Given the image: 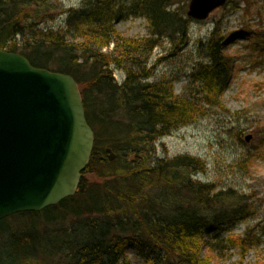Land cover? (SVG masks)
I'll list each match as a JSON object with an SVG mask.
<instances>
[{
	"label": "trees",
	"instance_id": "1",
	"mask_svg": "<svg viewBox=\"0 0 264 264\" xmlns=\"http://www.w3.org/2000/svg\"><path fill=\"white\" fill-rule=\"evenodd\" d=\"M187 2L88 0L67 11L62 35L40 28L51 17L47 0H0V50L71 76L94 133L92 156L73 197L0 221V264H119L128 248L145 264H207L205 248L246 244L244 237L219 239L246 213L237 193L196 180L204 169L198 158L154 155L157 139L197 122L208 109L223 108L234 70L217 25L203 47L205 61L191 72L201 99L177 97L170 86L145 81L154 49L166 43L175 57L188 45ZM238 4L227 0L223 9ZM128 17L144 18L149 37H122L115 23ZM240 35L254 51H264L260 30L247 26ZM111 45L110 53L103 52ZM124 62L137 71L127 70L117 84L110 67L121 69ZM10 218L21 221L9 225Z\"/></svg>",
	"mask_w": 264,
	"mask_h": 264
},
{
	"label": "rangeland",
	"instance_id": "2",
	"mask_svg": "<svg viewBox=\"0 0 264 264\" xmlns=\"http://www.w3.org/2000/svg\"><path fill=\"white\" fill-rule=\"evenodd\" d=\"M47 1L51 17L40 28L65 35L67 11L81 8L88 0ZM232 1L239 3L234 10L222 7L204 21L192 20L188 45L179 55L170 57L166 43L153 50L146 64L150 77L145 81L170 86L174 95L181 98L202 97L200 85L191 72L198 62L205 61L203 47L217 25L224 38L226 56L234 66L231 83L222 96L223 108L208 109L197 122L157 139L154 155L156 159L179 155L198 158L204 169L194 176L196 180L211 184L215 191L230 189L242 199L246 213L228 233L220 234L219 239L244 237L246 244L205 248L202 256L207 264H264V51H254L240 35L247 26L264 33V0ZM176 8L180 9L181 4L172 6L171 10ZM187 8L188 2L185 12ZM115 24L124 38L149 37L144 18L128 17ZM112 48L113 45L103 52L110 53ZM131 68L137 71L130 62H124L121 69L111 66L115 82L121 84ZM87 178L92 180L93 176ZM18 221L21 220L10 218L7 222L12 225ZM119 264L145 263L133 248H128L125 261Z\"/></svg>",
	"mask_w": 264,
	"mask_h": 264
},
{
	"label": "water",
	"instance_id": "3",
	"mask_svg": "<svg viewBox=\"0 0 264 264\" xmlns=\"http://www.w3.org/2000/svg\"><path fill=\"white\" fill-rule=\"evenodd\" d=\"M226 1L189 0L186 14L203 21ZM93 147L74 79L0 50V221L73 197Z\"/></svg>",
	"mask_w": 264,
	"mask_h": 264
}]
</instances>
